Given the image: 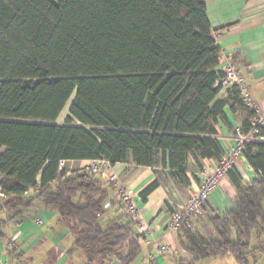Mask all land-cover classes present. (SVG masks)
I'll list each match as a JSON object with an SVG mask.
<instances>
[{
	"label": "trees",
	"instance_id": "obj_1",
	"mask_svg": "<svg viewBox=\"0 0 264 264\" xmlns=\"http://www.w3.org/2000/svg\"><path fill=\"white\" fill-rule=\"evenodd\" d=\"M219 56L205 0H0L1 209L13 218L56 207L88 264L132 263L143 238L124 215L100 225L101 176L61 163L161 169L190 188L189 160L200 171L225 155L216 129L225 105L240 115L242 134L256 117L235 88L217 101ZM243 156L257 179L246 185L235 168L227 173L236 201L211 219L218 238L193 219L178 230L194 261L230 255L249 264L264 251V143H247ZM159 187L150 184L142 201Z\"/></svg>",
	"mask_w": 264,
	"mask_h": 264
},
{
	"label": "crops",
	"instance_id": "obj_2",
	"mask_svg": "<svg viewBox=\"0 0 264 264\" xmlns=\"http://www.w3.org/2000/svg\"><path fill=\"white\" fill-rule=\"evenodd\" d=\"M205 3L207 18L220 54L230 55L236 61L253 103L260 107L264 115V0H205ZM220 68L221 65L218 70ZM228 97L229 91L221 90L217 101H227ZM223 113L225 117L219 119L216 129L226 153L235 146L234 134L240 128L241 117L231 109L230 103L225 105ZM89 163L81 161L66 164L85 167ZM190 163L195 165L193 160H189ZM111 168L118 175L120 184L139 195L141 224L146 228L143 234L136 230L143 238L141 252L130 264H217L220 261L224 264L226 259L232 257L226 255L194 261L196 257L182 246L178 231L169 227L171 212L168 193L161 185L146 202L142 201L141 193L157 180V171L161 169L130 164H117ZM235 169L246 185L257 179L256 172L244 156L236 161ZM164 172L167 174L166 170ZM198 173L194 175L196 184L199 181ZM188 177L190 188H193L195 184ZM101 179L107 195L105 202L110 203V208L103 212L100 225L107 228L122 217L124 212L115 185L106 183L102 176ZM235 201L236 189L226 176L210 197L203 216L193 218L195 228L206 236L204 229L207 226H204L209 224L214 230L211 219L228 214L234 208ZM1 207L0 202L1 264H88L82 250H73L74 236L62 222L56 207L22 209V214L13 218L10 212ZM254 241L257 242L256 239ZM158 248L166 249L159 253ZM110 264L121 263L115 258Z\"/></svg>",
	"mask_w": 264,
	"mask_h": 264
},
{
	"label": "built area",
	"instance_id": "obj_3",
	"mask_svg": "<svg viewBox=\"0 0 264 264\" xmlns=\"http://www.w3.org/2000/svg\"><path fill=\"white\" fill-rule=\"evenodd\" d=\"M219 65H221L219 71L223 76L218 80V85L222 90L237 89L241 94L243 105L253 110L256 117L252 122L249 134H242L240 128L236 130L234 134L235 146L225 153L220 162L210 160L203 162V167L198 173L199 181L193 186L187 202L179 209L174 210L170 216L169 227L175 231H178L183 223L189 224L190 219L202 217L210 197L227 173L235 168L236 161L243 156L247 143L255 141L264 143V136H260V130L264 128V115L261 113L260 107L253 103L246 80L239 71L236 61L230 55L220 54ZM64 164L66 163H61V170L64 169ZM82 171L102 176L106 183L115 185L126 220L132 223L137 231L139 230L142 234L146 232L145 226L141 224V209L138 206L139 195L133 189L119 183L118 175L105 159L90 161ZM109 208L110 203L106 202L103 205V212ZM102 214H98V217L101 218ZM165 249L158 248L157 250L161 253Z\"/></svg>",
	"mask_w": 264,
	"mask_h": 264
},
{
	"label": "rangeland",
	"instance_id": "obj_4",
	"mask_svg": "<svg viewBox=\"0 0 264 264\" xmlns=\"http://www.w3.org/2000/svg\"><path fill=\"white\" fill-rule=\"evenodd\" d=\"M72 101H73V97L71 98V100L68 102V104L66 105V107L62 111L60 117L58 118V120L56 122L57 124L63 125L65 123L67 117L70 116L69 109H70ZM3 152H4V150H1L0 155ZM63 168L67 172H72V171H82L83 168H85V167H79L77 164H72V165L64 164ZM198 172H199V170L195 165H191V163L188 164L187 173L190 176V178L194 184H196V182L194 180V177H195L194 175H195V173H198ZM157 180L160 183V185L166 189V191L168 193V201H169L168 207H169L171 214L174 210L179 209L181 206H183L187 202L188 196H189L190 192L192 191V188H185L181 184L177 183L171 176H169L168 174H166L162 170L157 171ZM206 207H207V205H206ZM205 211H206V208H205L204 212ZM204 227H206V229H207V230L204 229V232L208 238H210V239L218 238V236L215 234L216 232L214 230H212V228L209 224H206ZM209 233H211V235ZM252 246L258 247L257 242L253 240ZM229 258H230L229 260L226 259L228 261H226V260L224 261L225 262L224 264H238L234 257H229ZM248 260H249V264H264V251L256 252L254 258L250 257ZM213 264H216V263H213ZM217 264H223V263L220 261V263H217Z\"/></svg>",
	"mask_w": 264,
	"mask_h": 264
}]
</instances>
